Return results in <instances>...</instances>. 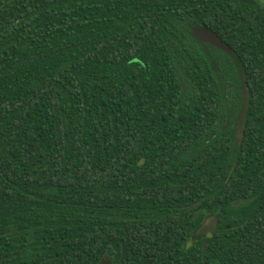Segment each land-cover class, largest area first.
<instances>
[{
    "label": "trees",
    "instance_id": "obj_1",
    "mask_svg": "<svg viewBox=\"0 0 264 264\" xmlns=\"http://www.w3.org/2000/svg\"><path fill=\"white\" fill-rule=\"evenodd\" d=\"M0 264H264V2L0 0Z\"/></svg>",
    "mask_w": 264,
    "mask_h": 264
},
{
    "label": "water",
    "instance_id": "obj_2",
    "mask_svg": "<svg viewBox=\"0 0 264 264\" xmlns=\"http://www.w3.org/2000/svg\"><path fill=\"white\" fill-rule=\"evenodd\" d=\"M197 37L204 42H208L212 45L218 46L219 48L227 51L233 56H236L235 50L215 31L210 28H203L198 30ZM240 201L235 202V205L239 206ZM217 229V221L210 220L205 222L197 231V238H212Z\"/></svg>",
    "mask_w": 264,
    "mask_h": 264
},
{
    "label": "rangeland",
    "instance_id": "obj_3",
    "mask_svg": "<svg viewBox=\"0 0 264 264\" xmlns=\"http://www.w3.org/2000/svg\"><path fill=\"white\" fill-rule=\"evenodd\" d=\"M264 2V0H262Z\"/></svg>",
    "mask_w": 264,
    "mask_h": 264
}]
</instances>
